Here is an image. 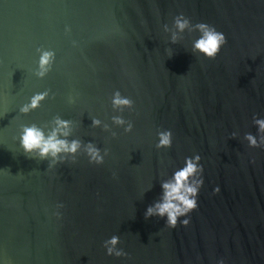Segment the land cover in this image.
I'll use <instances>...</instances> for the list:
<instances>
[{"label":"water","instance_id":"water-1","mask_svg":"<svg viewBox=\"0 0 264 264\" xmlns=\"http://www.w3.org/2000/svg\"><path fill=\"white\" fill-rule=\"evenodd\" d=\"M181 13L225 35L215 60L193 55L198 32L170 42L163 26ZM37 48L55 53L42 79ZM116 91L132 110L112 108ZM56 116L73 122L70 140L107 149L104 164L83 150L52 169L26 157L20 129L47 132ZM254 116L264 119V0H0V264H264V148L244 140L259 139ZM159 130L171 148H156ZM197 154L199 207L181 218L191 223L145 219L161 183ZM112 236L127 256L106 254Z\"/></svg>","mask_w":264,"mask_h":264},{"label":"clouds","instance_id":"clouds-1","mask_svg":"<svg viewBox=\"0 0 264 264\" xmlns=\"http://www.w3.org/2000/svg\"><path fill=\"white\" fill-rule=\"evenodd\" d=\"M70 31V29H66ZM163 31L170 34V42L176 44L183 39V34L198 32L199 36L192 43L193 55L199 54L207 60H215L221 48L227 43L226 37L222 32L217 31L214 26L207 23L192 24L191 20L182 13L174 17L172 27L167 24L163 26ZM39 53L38 69L35 72L36 77L44 78L52 70L55 61V53L43 48H37ZM168 57L173 55L170 49L166 50ZM49 92L45 91L33 95L29 103L20 107L19 112L22 115H28L34 110L38 109L41 102L48 97ZM69 103H74L75 100L69 97ZM112 108L123 112L125 109L132 110L134 102L130 98L124 97L119 91H116L112 96ZM72 121L64 120L59 116L52 119V127L46 132L45 129L35 123L25 125L20 129L18 137L19 145L23 150V154L30 158L39 161L48 160V168L52 169L57 164L65 163L69 157L72 158V163H75L77 154L83 150V154L88 157L90 164L102 165L105 157L109 155V151L105 149L103 154L101 150L93 143L84 144L79 139H69L72 134ZM112 123L118 127H123L125 133L133 131V123L126 121L121 116H113ZM253 124L258 129L259 139L257 136L246 133L244 140L248 143L250 148H264V119L253 117ZM101 125L99 119L92 120V127L96 128ZM107 131V126L105 125ZM116 133L113 132V138H116ZM158 143L156 148L169 149L172 147L173 134L170 130H159L157 132ZM237 133H232V139H235ZM200 155L187 157L184 161V166L174 171L172 176L161 183L162 194L152 206H149L145 213V219L151 217H166V227L175 229L178 221L181 222L182 227H187L191 221L183 219L182 217H190L193 211L198 210V195L200 189L203 187V166L200 164ZM115 179V173H113ZM220 193L219 187L213 190V195ZM64 207L63 204H57V211L54 213L57 219L61 218L59 209ZM120 244L118 236H112L105 240L103 247L106 249L108 256H115L117 258L127 256L122 249L117 246ZM216 264H225L223 259H220Z\"/></svg>","mask_w":264,"mask_h":264}]
</instances>
